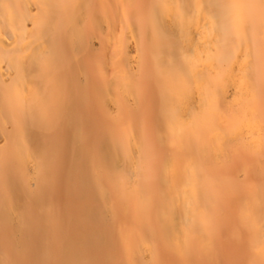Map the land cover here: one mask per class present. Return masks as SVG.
I'll return each mask as SVG.
<instances>
[{"label": "bare ground", "instance_id": "bare-ground-1", "mask_svg": "<svg viewBox=\"0 0 264 264\" xmlns=\"http://www.w3.org/2000/svg\"><path fill=\"white\" fill-rule=\"evenodd\" d=\"M0 264H264V0H0Z\"/></svg>", "mask_w": 264, "mask_h": 264}]
</instances>
